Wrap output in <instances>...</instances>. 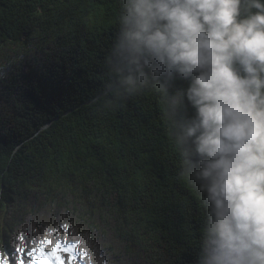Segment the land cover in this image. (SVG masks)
<instances>
[{"label": "trees", "instance_id": "trees-1", "mask_svg": "<svg viewBox=\"0 0 264 264\" xmlns=\"http://www.w3.org/2000/svg\"><path fill=\"white\" fill-rule=\"evenodd\" d=\"M119 13L120 0H0L5 259L28 262L35 218L67 210L97 231L112 264H195L204 208L179 174L160 95L94 100Z\"/></svg>", "mask_w": 264, "mask_h": 264}, {"label": "clouds", "instance_id": "clouds-1", "mask_svg": "<svg viewBox=\"0 0 264 264\" xmlns=\"http://www.w3.org/2000/svg\"><path fill=\"white\" fill-rule=\"evenodd\" d=\"M118 24L95 102L157 92L204 208L195 264H264V0H120ZM30 230L73 247L74 264H112L71 211Z\"/></svg>", "mask_w": 264, "mask_h": 264}, {"label": "snow or ice", "instance_id": "snow-or-ice-1", "mask_svg": "<svg viewBox=\"0 0 264 264\" xmlns=\"http://www.w3.org/2000/svg\"><path fill=\"white\" fill-rule=\"evenodd\" d=\"M52 241H41L37 247L31 250L30 255L33 257V264H62V259L59 253L73 252V247L62 248L61 244L57 243L51 251H45V246L51 244ZM19 250H23L22 247ZM24 264L22 259H17L16 257H11L10 259L3 258V254H0V264Z\"/></svg>", "mask_w": 264, "mask_h": 264}, {"label": "rangeland", "instance_id": "rangeland-1", "mask_svg": "<svg viewBox=\"0 0 264 264\" xmlns=\"http://www.w3.org/2000/svg\"><path fill=\"white\" fill-rule=\"evenodd\" d=\"M62 246V245H61ZM62 248H64V246H62ZM65 254H68V256H69V259L68 260H65V257H64V255ZM59 255L61 256V259H62V264H74V259L76 258V256L75 255H71L69 252H64V251H61L60 253H59Z\"/></svg>", "mask_w": 264, "mask_h": 264}]
</instances>
